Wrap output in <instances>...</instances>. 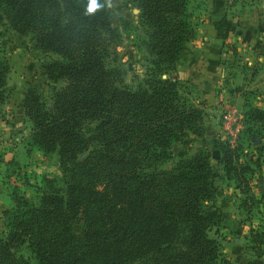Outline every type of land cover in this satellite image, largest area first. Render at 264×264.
Returning <instances> with one entry per match:
<instances>
[{
    "label": "trees",
    "instance_id": "16d2710c",
    "mask_svg": "<svg viewBox=\"0 0 264 264\" xmlns=\"http://www.w3.org/2000/svg\"><path fill=\"white\" fill-rule=\"evenodd\" d=\"M127 1L144 30L146 70L134 87L118 84L106 65L116 31L106 0L94 13L90 0H0L7 26L54 56L40 65L50 105L28 87L22 108L28 142L54 152L61 174L34 208L15 199L16 209L4 211L0 264H29L22 245L39 264H229L209 235L221 215L209 203L215 175L207 154L164 167L174 146L188 149L204 129L201 109L168 76L194 37L188 1ZM6 74L0 58V103ZM244 115L264 123V109ZM218 149L226 178L241 187L247 166L227 143Z\"/></svg>",
    "mask_w": 264,
    "mask_h": 264
},
{
    "label": "rangeland",
    "instance_id": "374dc122",
    "mask_svg": "<svg viewBox=\"0 0 264 264\" xmlns=\"http://www.w3.org/2000/svg\"><path fill=\"white\" fill-rule=\"evenodd\" d=\"M127 2L106 0L116 28L107 46L106 65L118 71V84L134 87L146 70L144 53L138 46L144 30L138 23L137 9ZM229 2L236 4L234 12L242 16L260 10L254 18L264 20V0ZM187 12L195 28V11L189 0ZM222 52L214 104H206L191 83L178 79L190 102L201 109L204 129L201 136L193 137L188 149L174 146L172 159L164 167L196 151L207 154L215 175V194L209 203L221 215L215 233L212 229L209 235L215 237L229 264H264V123H251L244 115L249 107L264 109V35L257 36L254 43L226 44ZM53 57L33 47L27 36L11 30L0 13V58L7 66L4 99L0 103V235L5 230L4 211L16 209L15 199L34 208L49 180L55 186L61 184L56 154L43 153L28 142L30 122L22 108L23 93L28 87L36 88L46 106L50 105L52 85L40 65ZM188 59L189 55H183L176 66ZM174 70L168 73L170 78H176ZM222 143L236 149L239 162L247 166L241 187L226 178L218 162V145ZM255 236L263 242H257ZM18 253L29 264H39L25 245Z\"/></svg>",
    "mask_w": 264,
    "mask_h": 264
},
{
    "label": "crops",
    "instance_id": "0c3cea01",
    "mask_svg": "<svg viewBox=\"0 0 264 264\" xmlns=\"http://www.w3.org/2000/svg\"><path fill=\"white\" fill-rule=\"evenodd\" d=\"M188 1V0H187ZM193 5L194 37L188 43L190 59L177 65L174 76L193 85L199 99L206 104L216 101V83L221 79L219 56L226 44L255 42L264 35V20H255L257 10L248 16L234 12L229 0H189ZM261 11H264L261 10ZM260 15L258 16L259 19Z\"/></svg>",
    "mask_w": 264,
    "mask_h": 264
},
{
    "label": "clouds",
    "instance_id": "9594fccd",
    "mask_svg": "<svg viewBox=\"0 0 264 264\" xmlns=\"http://www.w3.org/2000/svg\"><path fill=\"white\" fill-rule=\"evenodd\" d=\"M99 5L97 3V0H90L88 12L94 13L98 9Z\"/></svg>",
    "mask_w": 264,
    "mask_h": 264
}]
</instances>
